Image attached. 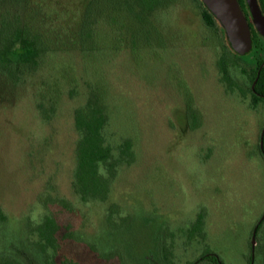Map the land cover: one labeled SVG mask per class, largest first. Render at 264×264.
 Segmentation results:
<instances>
[{
    "label": "rangeland",
    "instance_id": "1",
    "mask_svg": "<svg viewBox=\"0 0 264 264\" xmlns=\"http://www.w3.org/2000/svg\"><path fill=\"white\" fill-rule=\"evenodd\" d=\"M68 1L66 15L78 4ZM158 14L145 29L114 14L115 29H97L96 52L49 54L0 99V209L9 218L0 264H194L206 255L264 264V105L239 92L247 59L229 66V88L218 66L225 41L195 3L171 0ZM93 92L105 97L108 137L130 140L133 160L105 201L83 204L71 187L74 115ZM40 105L55 108L49 121ZM45 215L71 240L42 254L35 227Z\"/></svg>",
    "mask_w": 264,
    "mask_h": 264
},
{
    "label": "trees",
    "instance_id": "2",
    "mask_svg": "<svg viewBox=\"0 0 264 264\" xmlns=\"http://www.w3.org/2000/svg\"><path fill=\"white\" fill-rule=\"evenodd\" d=\"M191 1L200 10L204 25L215 33L222 34L230 54L223 55L218 66L222 80L232 89L234 83L231 81L228 68L229 66L236 68L240 57L231 51L222 28L201 1ZM64 2L65 4L60 0H0L1 100L7 98V93L23 87L30 76L37 73L41 61L49 54L75 52L90 55L96 52L97 29H100L101 25L111 30L115 29L114 14L125 11L145 29L149 24L158 21V13L166 10L171 0H77L78 4L74 6L75 8L72 7V10L76 8L77 10L71 11L69 15L65 13L69 1ZM238 2L243 9L241 0ZM143 32L146 34V30ZM137 33L133 31L130 34V47L134 49L139 37ZM251 37L253 42L252 30ZM237 71L243 76L248 88L255 81L254 91L264 95V69L260 71L258 77L255 68L239 67ZM239 92L245 93L242 89H239ZM104 100L105 97L93 92L87 96L84 105L78 108L74 115V128L78 139L74 150L75 168L71 187L83 204L105 201L120 169L130 166L133 160L130 140L114 143L108 137L110 117ZM250 100L254 104L264 103V99L255 95H252ZM39 107L42 119L49 121L55 108L45 109L41 105ZM60 203L64 208L71 209L67 201L62 200ZM110 212L113 210H106V214ZM8 220V216L0 209V224H6ZM60 229L55 219L48 215L37 222L35 234L41 241L37 247L40 253L44 254L46 248L58 247L60 240H71L69 236L71 231L57 235ZM205 259L220 264L214 255L203 256L200 260Z\"/></svg>",
    "mask_w": 264,
    "mask_h": 264
},
{
    "label": "water",
    "instance_id": "3",
    "mask_svg": "<svg viewBox=\"0 0 264 264\" xmlns=\"http://www.w3.org/2000/svg\"><path fill=\"white\" fill-rule=\"evenodd\" d=\"M200 1L222 28L231 51L239 56L249 54L252 50L251 31L238 0ZM246 1L254 29L264 37V16L259 9L257 0Z\"/></svg>",
    "mask_w": 264,
    "mask_h": 264
},
{
    "label": "flooded vegetation",
    "instance_id": "4",
    "mask_svg": "<svg viewBox=\"0 0 264 264\" xmlns=\"http://www.w3.org/2000/svg\"><path fill=\"white\" fill-rule=\"evenodd\" d=\"M241 3L243 5V9H242V12L246 18V21L248 23V26L250 28V31L252 30L253 33H254V39H253V42H252V50L249 54H247V56H239L240 57V60H244V59H247L245 61V64L247 65L248 68H255L257 69V73H256V76L258 77L259 76V73L262 69H264V37L259 35L256 30L254 29V26H253V22L250 18V13H249V10H248V6H247V1L246 0H241ZM257 3H258V6H259V9L261 11V13L263 14L264 16V0H257ZM252 58V59H248V58ZM254 85H255V81L251 84V86H246V91L244 94H242L240 92L241 95H245V94H248L250 99L252 97V95H255L256 97L258 98H261V99H264V95L263 94H260V93H257L254 91ZM250 105H252L253 108L257 109L259 108L260 105H264V103L262 102H259L257 104H254L252 102H250ZM263 137H264V125L262 127V131L260 133V143L262 142V144H260V152H261V155L263 156L264 158V145H263ZM196 263V262H195ZM42 264V263H41Z\"/></svg>",
    "mask_w": 264,
    "mask_h": 264
}]
</instances>
